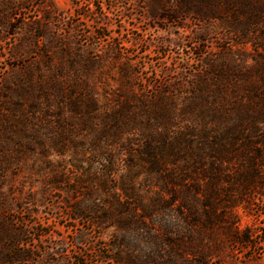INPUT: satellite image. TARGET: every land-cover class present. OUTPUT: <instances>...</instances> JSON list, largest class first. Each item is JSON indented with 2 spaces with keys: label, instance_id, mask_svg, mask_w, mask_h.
I'll return each mask as SVG.
<instances>
[{
  "label": "rangeland",
  "instance_id": "374dc122",
  "mask_svg": "<svg viewBox=\"0 0 264 264\" xmlns=\"http://www.w3.org/2000/svg\"><path fill=\"white\" fill-rule=\"evenodd\" d=\"M174 2L0 0V264H264L258 27Z\"/></svg>",
  "mask_w": 264,
  "mask_h": 264
},
{
  "label": "trees",
  "instance_id": "16d2710c",
  "mask_svg": "<svg viewBox=\"0 0 264 264\" xmlns=\"http://www.w3.org/2000/svg\"><path fill=\"white\" fill-rule=\"evenodd\" d=\"M154 4L164 8V4L173 0H152ZM175 4L168 5V8L176 10L180 13H193L199 20L219 22L227 29L228 36L226 41L221 45L220 52L216 60H210L206 63L207 70L201 73L202 79H211L213 85L218 87L219 78L228 80L231 75L245 78L246 71L240 67L234 66L231 61H223V57L230 56L234 43V38L241 39L245 43L248 42L253 34L254 27H258L260 44L258 47L262 50L261 68L264 75V0H174ZM256 30V31H257ZM206 77V78H204ZM264 91V76H263ZM197 82V80H195ZM198 86V83H195ZM217 133V131H215ZM195 144V143H194ZM193 141L186 142V149L193 151ZM200 149V148H199ZM170 150V147H169ZM213 151V150H212ZM154 157V164L159 163L160 153L151 154ZM158 157V158H157ZM215 157V156H214ZM156 158V159H155Z\"/></svg>",
  "mask_w": 264,
  "mask_h": 264
}]
</instances>
